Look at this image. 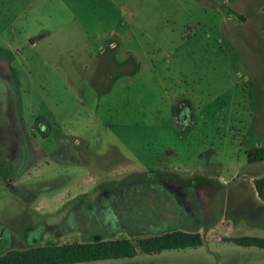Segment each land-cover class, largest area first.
Instances as JSON below:
<instances>
[{"label": "rangeland", "instance_id": "obj_1", "mask_svg": "<svg viewBox=\"0 0 264 264\" xmlns=\"http://www.w3.org/2000/svg\"><path fill=\"white\" fill-rule=\"evenodd\" d=\"M0 47V264L176 229L203 244L78 264H264L223 241L264 238V160L247 162L264 155V0H0Z\"/></svg>", "mask_w": 264, "mask_h": 264}, {"label": "trees", "instance_id": "obj_2", "mask_svg": "<svg viewBox=\"0 0 264 264\" xmlns=\"http://www.w3.org/2000/svg\"><path fill=\"white\" fill-rule=\"evenodd\" d=\"M0 54H3L9 65L10 74L13 76L15 70L11 66V52L0 47ZM257 152L258 150L252 149L247 154L248 163L264 160V155H257ZM253 187L258 198L264 201V176L255 178ZM223 241L240 247L255 246L264 249V238L255 236L226 237L223 238ZM202 243V237L197 230L176 229L162 235L139 239L137 246L129 239L95 240L85 243L32 247L24 251H10L8 257L12 260H18L15 264H77L132 258L138 250L145 254H152L164 250L195 248L201 246Z\"/></svg>", "mask_w": 264, "mask_h": 264}, {"label": "crops", "instance_id": "obj_3", "mask_svg": "<svg viewBox=\"0 0 264 264\" xmlns=\"http://www.w3.org/2000/svg\"><path fill=\"white\" fill-rule=\"evenodd\" d=\"M104 33H109V34H107V36H108V38L109 37H114V33H113V31H112V29H106L105 30V32ZM42 37H44V36H42ZM111 42L113 43V40L111 39L109 42H108V47L110 48V49H112L111 47H110V44H111ZM48 157L49 158H51V161L52 162H56V163H63V164H65L66 162H59V160H56L54 157H52V154H49L48 155ZM46 164H47V162H45ZM76 168H80V169H82V170H84V164H82V162H77V161H74V162H72V164H69V167H67V169H76ZM86 176H90V174L89 173H86ZM85 180H86V178H84V180H83V182H85ZM68 189H73V188H70V187H67L66 189H64V192L63 193H65V191H67ZM199 232V231H198ZM203 244V243H202ZM176 250H178V249H176ZM142 253V252H141ZM159 253V252H158ZM137 254H138V252H137ZM136 254V255H137ZM143 254H145V253H143ZM152 254H155V253H152ZM135 255V256H136ZM134 256V257H135ZM133 258V257H132ZM78 264V263H77Z\"/></svg>", "mask_w": 264, "mask_h": 264}, {"label": "flooded vegetation", "instance_id": "obj_4", "mask_svg": "<svg viewBox=\"0 0 264 264\" xmlns=\"http://www.w3.org/2000/svg\"><path fill=\"white\" fill-rule=\"evenodd\" d=\"M1 166H2V169L4 168V170H5L4 174L1 173V175L3 176V178H4L5 180H8V177H7V176H8V171H9V170L13 171V165H12V163H9L7 169H6V166H5L4 163H0V167H1Z\"/></svg>", "mask_w": 264, "mask_h": 264}, {"label": "water", "instance_id": "obj_5", "mask_svg": "<svg viewBox=\"0 0 264 264\" xmlns=\"http://www.w3.org/2000/svg\"><path fill=\"white\" fill-rule=\"evenodd\" d=\"M42 36H33V37H31V38H29L28 39V42L30 43V44H33V43H35L38 39H40Z\"/></svg>", "mask_w": 264, "mask_h": 264}]
</instances>
